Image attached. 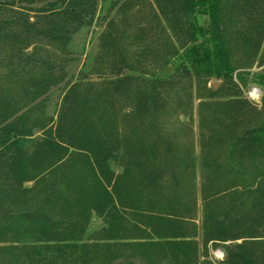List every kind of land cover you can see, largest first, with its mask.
I'll return each instance as SVG.
<instances>
[{
	"label": "trees",
	"instance_id": "trees-1",
	"mask_svg": "<svg viewBox=\"0 0 264 264\" xmlns=\"http://www.w3.org/2000/svg\"><path fill=\"white\" fill-rule=\"evenodd\" d=\"M145 4L151 20L140 33H128L127 15L122 26L112 19L104 27L98 61L106 80L98 88L68 84L55 55L94 23L98 0H0V244L44 243L62 263L74 256L77 264H216L207 259L210 245L223 252L219 264H264V164L222 210L204 216L200 253L194 160L160 128L167 91L215 80L241 95L243 66L264 41V0ZM167 30L177 45L164 43L161 59L165 68L175 60L172 74L135 75L131 41ZM147 50L140 54L154 53ZM251 81L264 88V74ZM61 85L51 116L49 95ZM235 103L221 115L230 154L264 163V119L247 101ZM94 218L102 226L88 236Z\"/></svg>",
	"mask_w": 264,
	"mask_h": 264
},
{
	"label": "rangeland",
	"instance_id": "rangeland-1",
	"mask_svg": "<svg viewBox=\"0 0 264 264\" xmlns=\"http://www.w3.org/2000/svg\"><path fill=\"white\" fill-rule=\"evenodd\" d=\"M128 2L130 0H98L97 16L94 23L90 27L79 29L74 34L65 53L60 51L55 53L56 57L66 64L68 84H95L100 88L99 86L106 80V71L102 69L101 63L98 61L101 49L99 40L104 27L112 19L117 21L118 26H122L119 22L121 17L127 15L131 18L128 31L130 35L140 33V27L150 23L151 13L148 12L145 0H138L131 7L126 6L123 11L118 10L120 5ZM115 4L116 6L113 7ZM144 5L146 6L144 7ZM169 41L172 45H177L168 30L161 37L143 33L139 41H131L132 58L134 62L138 63L134 74L145 73L147 77L172 74L175 60H171L168 67L165 68L164 58L161 59L165 53L162 45ZM147 48L151 51L154 50V53L140 54ZM158 49L160 51L156 52ZM256 58L252 63L243 66L242 71L248 73L249 79L246 85L240 88V96L224 93L221 82L215 80L202 86L193 83L185 84L165 93L166 112L160 117L162 134L171 139L181 151L188 148L190 156L194 160L195 178L192 182V184L194 183L192 199H195L196 207L193 222L199 231L195 241L200 244V253L203 248L201 233L204 216L212 210H222L227 205L232 191L242 189L247 180L250 181V177L254 176L255 170L259 172L263 169V161L259 162V160L249 158L241 161L231 156V128L227 125L229 119L221 116L231 106L233 107L235 102L245 100L250 107L256 108L260 112L261 118L264 119V88L251 81L258 74H264V41ZM214 85H217L216 89H213ZM63 91L64 85H61L49 95L48 114L51 116L56 117L57 115ZM210 91L218 93L212 97ZM238 106L239 104L236 107ZM124 112L127 114L128 108ZM260 180L264 181L263 173L260 175ZM101 226V220L94 218L87 229L88 236L96 233ZM262 236L264 240V231ZM89 241H93V239ZM9 246L8 243L0 244V264H77L74 256H69L68 260L66 259L62 263L57 259L56 251L51 247L46 249L44 243L32 241L17 243L15 247L19 249L12 250L10 248L11 251ZM4 249L6 250L4 251ZM205 251L207 259L210 261L219 264L223 260L222 250H212L208 245ZM13 254H15L14 257Z\"/></svg>",
	"mask_w": 264,
	"mask_h": 264
},
{
	"label": "water",
	"instance_id": "water-1",
	"mask_svg": "<svg viewBox=\"0 0 264 264\" xmlns=\"http://www.w3.org/2000/svg\"><path fill=\"white\" fill-rule=\"evenodd\" d=\"M216 86H217V85H214L213 89H216Z\"/></svg>",
	"mask_w": 264,
	"mask_h": 264
}]
</instances>
